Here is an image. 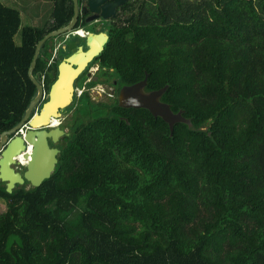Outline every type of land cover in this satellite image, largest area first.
I'll use <instances>...</instances> for the list:
<instances>
[{"label":"trees","instance_id":"1","mask_svg":"<svg viewBox=\"0 0 264 264\" xmlns=\"http://www.w3.org/2000/svg\"><path fill=\"white\" fill-rule=\"evenodd\" d=\"M52 3L18 46L20 12L0 1V135L37 95V43L73 18L74 0ZM106 26L92 63L116 75L115 100H78L40 186L0 182V264H264V0H128ZM56 38L33 71L46 91ZM146 76L145 91L167 86L161 101L189 122L171 132L119 105Z\"/></svg>","mask_w":264,"mask_h":264},{"label":"water","instance_id":"2","mask_svg":"<svg viewBox=\"0 0 264 264\" xmlns=\"http://www.w3.org/2000/svg\"><path fill=\"white\" fill-rule=\"evenodd\" d=\"M128 0H82V4H80V0H74V15L71 20V22L62 28H59L57 30H54L52 32L47 33L36 45V50L34 54V58L32 60L31 66L28 70V75L32 82L36 85L37 87V95L35 98L31 101L25 116L21 120L19 124L11 128L10 130L2 132L0 135V161L4 159V154L10 147L11 143L15 141L16 139H21L22 146H23V151H25L26 155L28 154L27 157H29V160L31 157L34 155L35 151H38V144H39V138L38 135H32V132H46L49 134L52 129L47 130L46 125L42 124L38 126V128H41L40 130L37 129L36 126L33 125V120L35 119L36 116H41V114L45 111L47 105H49L52 100L54 99V95H58L56 101L54 102L53 100V106L55 108L56 113H60L61 110L71 106L74 102V97H75V87H74V81L81 76L82 72L87 68V66L97 57L100 55L102 52L103 48L109 41V34L108 31L105 30L103 33L104 35V43L100 46V50L94 55L85 65V67L82 69V71L74 78L72 79L73 74L75 71L80 67V63H75L73 66L69 63L70 59L77 54L78 52H81L83 54V61L88 59V53L92 50V46L90 45V38L88 35L84 36L83 38L86 41V47L87 49H84L83 44H80L76 51L70 52L69 57L63 58L60 62L53 60L52 61V67L54 70L57 72V77L55 78L54 82L51 84L50 89L47 93V100H45L42 104L41 109L37 112L34 111L36 106L41 102V100L45 99V90H44V85L42 82H40L34 75L33 71L37 63V59L40 53V50L44 43L49 40L50 38L53 37H61L63 35H68L72 33L78 24L79 17L86 15L90 13L89 16L85 18V25H103L104 22L108 21H113L117 17V11L119 7L123 6ZM103 22H99V21ZM86 31V30H83ZM89 33H92L90 31H87ZM97 31H93L92 34L96 35ZM99 34V35H101ZM81 37V36H79ZM63 50L67 51L66 45L63 46ZM90 55V54H89ZM65 65L69 69V75L67 77H64L63 74V68L62 65ZM72 74V75H71ZM147 77L144 78L142 81L137 82L133 85H125L123 86L118 94V103L121 107L124 108H146L148 109L155 117L160 116L163 118L170 126L171 132L174 130V125L177 122L180 121H187L183 116L182 112L179 113H174L170 106L164 102L161 101V97L164 94V92L167 89V86L159 89V90H154L151 92H146L145 87L147 85ZM62 81V82H61ZM117 83V81H115ZM68 86V87H67ZM68 88V93L65 94ZM66 90V91H65ZM68 97L70 99V102L66 106H59L58 107V100L63 99L62 97ZM30 127L27 128L23 133L20 134V131L23 129V127ZM60 132H63L61 136L64 135H69L66 133L63 129L59 128ZM9 136L10 139H9ZM33 139V145L31 146V142L29 139ZM50 136H47L45 138L46 141V148L48 149V152L54 151L55 153H52L53 157V164L48 163L47 166L45 167L44 170V176L39 177L40 182L37 185H34L33 181L28 178L27 173L31 170L30 163L27 161L25 164L26 170L24 171L23 174L20 172H14V165L15 163H12L11 166L9 167L10 171H13L14 175H19L20 176V181H17L15 183L14 188L17 185H23L25 183V180H27L30 183V186L32 187H37L40 186L43 181L47 178H50L52 173L56 169V165L59 162L58 155L60 154L61 150L56 147H51L48 143V138ZM52 139L55 141V139L52 137ZM35 142V143H34ZM37 143V144H36ZM37 155L39 153L37 152ZM1 169L2 166L0 165V175H1ZM0 182H5L6 183V189L8 192H12L14 188H10L11 181L10 180H5L3 178H0Z\"/></svg>","mask_w":264,"mask_h":264},{"label":"flooded vegetation","instance_id":"3","mask_svg":"<svg viewBox=\"0 0 264 264\" xmlns=\"http://www.w3.org/2000/svg\"><path fill=\"white\" fill-rule=\"evenodd\" d=\"M80 4H82V0L80 2ZM90 13L86 14V15H83L84 16V21H85V18L87 16H89ZM99 22H103V21H99ZM107 22H104V24L102 25V27H104V29L102 30H99L97 31L96 35L92 34L94 30H90V32L92 33H89L87 31H82V34L84 36L88 35L89 38H90V45L92 46V50L88 53V59L84 60V57H83V54L81 52H78L77 54H79L81 56V60L80 62L83 64V67H85V65L87 64V62L94 56L96 55V53L100 50V46L98 43H97V38L98 36H100L99 34L103 33L105 30L108 31V34H109V26H106ZM98 25H100V23H98ZM91 25H87V26H82L80 28H83L85 30L86 27H89ZM67 35V34H66ZM66 35H64V37L59 41L57 42V45L60 44V47L59 49H63V46L66 45V49L68 50L70 48V46H72L73 43H76V47H75V50L78 48V46L80 44H83L85 45L84 46V49L86 50L87 47H86V41L83 37H79V35H73L71 34L67 40H65L66 38ZM73 39V41H71V39ZM70 42H72L71 44H69ZM72 51V52H74ZM71 52V53H72ZM90 54V55H89ZM60 55V52L58 54V56ZM69 57V55L67 56ZM66 57V58H67ZM58 58V57H57ZM65 58V57H64ZM55 60H58V59H55ZM60 60H58V62H60ZM75 60H73L74 62ZM56 72V71H55ZM55 78L57 77V72L55 73ZM82 75H86V78L83 80V83L86 82L85 86H84V91L82 93L81 96H89L90 99L95 102V103H98L100 101H96V99H94L92 96H91V93H93V89H100L101 92H105V87H101L100 88H97V85L101 84V83H104V84H110V81L107 80V77L105 76V73L101 70V67L99 64H93L92 62L87 66V68L82 72L81 76ZM79 76L75 81H74V87H75V92L77 91L76 88L78 87L77 85V82H78V79L81 77ZM106 77V78H105ZM83 86V84H82ZM81 86V87H82ZM110 87H112V90H111V93L114 94V97L116 96V93H117V88H118V83H115L114 81V85L112 86L110 84ZM44 90H45V99L41 100V102L36 106L35 110L34 111H39L42 107V104L45 100H47V93L49 90L46 91L45 89V86H44ZM76 95V93H75ZM76 96L74 97V105H77L78 103H76ZM57 99V98H56ZM56 100H54L55 102ZM70 102V99L68 97H65L63 102L59 105V106H66L68 105ZM78 102V101H77ZM54 104L50 103L49 105H47L46 109H45V113L41 116H36L35 119L33 120V125L37 127L38 130H40L41 128H38V126L44 124L46 125V128L47 130L49 129H52V133H53V136L55 137V141H58L57 142H54V140L52 139L51 135L50 134H47L46 132H39L40 134H38V132H32V135H37L38 136H41L43 135L45 138H47V136H50L48 138V143L51 147H54L55 144H58L57 146L59 147V149H61V144L63 142V139L64 137L68 136V135H64V136H61L63 134V132H60L59 131V128L63 129L65 132L68 128V122H71V120L68 119L69 117V111H70V106L61 110V112L58 114L56 113L55 111V108L53 106ZM58 106V107H59ZM76 107V106H75ZM27 128H30L28 126L26 127H23V131H25ZM68 133L69 135L71 134V131L68 130ZM21 134V133H20ZM11 136H9V139H10ZM33 144V140L31 142V145ZM40 148H43L44 145L42 143H40ZM50 155H51V152H47L46 156H45V162L48 161L50 159ZM26 160H28V162L30 161V163L33 165V164H36L35 161H31L29 160V158L26 156V155H23L22 157L17 156L16 158L14 159H11L9 162L10 164L12 163H15L14 165V172H20L21 174L24 173V171L26 170V167H25V164L26 163ZM45 162L42 164L43 167H37V168H33V171L35 173V175H37L38 171H43L46 167ZM15 177H17L18 175H13ZM14 179V177L12 178ZM3 184L6 186V183L3 182ZM23 185H26V186H30V183L25 180V183ZM19 186V185H17ZM16 186V187H17ZM15 187V188H16Z\"/></svg>","mask_w":264,"mask_h":264},{"label":"rangeland","instance_id":"4","mask_svg":"<svg viewBox=\"0 0 264 264\" xmlns=\"http://www.w3.org/2000/svg\"><path fill=\"white\" fill-rule=\"evenodd\" d=\"M4 5L17 9L20 12L21 16V25L19 27V30L15 34L14 41L15 44L20 46L22 44V30L26 26H32V27H45L50 21H51V14H52V9H53V3L52 0H0ZM103 30L104 27L102 25H91L89 27H86V31L94 30V31H99ZM62 37V36H61ZM61 37H58L54 40V42H59L61 40ZM64 37V35H63ZM74 38L71 39L73 41ZM104 35L101 34L97 38V43L99 45H102L104 43ZM70 42L69 44H71ZM76 47V43H73L72 46L67 51L60 52L58 60H60L63 56L67 57L70 52L74 51ZM109 77L110 82L117 81L116 80V75L113 72H108L106 73ZM86 78V75H82L77 82V86L81 87L83 84V80ZM106 78V77H105ZM118 83V81H117ZM111 84V83H110ZM110 84H104L101 83L97 85V88L105 87V92H101L100 89H93V93H91V96L96 99V101H100L102 103H108L111 104L114 102L115 97H111L109 94H111L112 87H110ZM78 95V92H77ZM82 97V96H81ZM80 97V98H81ZM79 98V99H80ZM83 99H86V96L82 97ZM77 100V98H75ZM77 103V101H76ZM73 105V104H72ZM71 105V106H72ZM70 106V111H69V117L68 119L72 121L76 120L78 117H80L76 113V105H73L72 107ZM38 112V111H37ZM71 131L70 127V122H68V128L66 132ZM32 134V133H31ZM38 134H40L38 132ZM58 144H55L54 147L59 148L57 146ZM26 155V153H24ZM29 188L30 186H26ZM15 189V188H14ZM13 189V190H14ZM6 209V202L4 199L0 198V214L4 213Z\"/></svg>","mask_w":264,"mask_h":264},{"label":"bare ground","instance_id":"5","mask_svg":"<svg viewBox=\"0 0 264 264\" xmlns=\"http://www.w3.org/2000/svg\"><path fill=\"white\" fill-rule=\"evenodd\" d=\"M73 60H75L73 62ZM80 60H81V56L79 54H75L69 61V63L71 64V66H73L75 63H80ZM69 67V66H68ZM68 67H66L64 64L62 65V68H63V74H64V77H67L70 73H69V69ZM83 64L81 63L80 67L75 71V73L73 74L72 76V79H74L83 69ZM72 75V74H71ZM62 82V81H61ZM68 87V86H67ZM66 91V90H65ZM68 93V88H67V91L65 92V94ZM58 97V95H54V99L53 100H56V98ZM66 97V95H65ZM64 95H63V99L61 100H58V106L63 102L64 100ZM53 100H52V104H53ZM46 112V111H45ZM45 112H43L41 115H43ZM51 135V137H53L55 139V137L53 136V133L52 131L49 133ZM38 135V134H37ZM40 137L39 138V144H38V151H35L34 155L31 157V161H35L36 164H31L30 161V166H31V170L27 173V176L29 179H31L34 183V185H37L39 184L40 182V176L42 178V176H44V171H38L37 175H35L34 171H33V168H37V167H43V163L45 162V156L48 152V149L46 148V141H45V137L43 135L41 136H38ZM29 139V137H28ZM33 139H29L30 142H32ZM35 143V142H34ZM40 143H42L44 145L43 148H40ZM37 144V143H36ZM33 145V144H32ZM31 145V146H32ZM23 146H22V142H21V139H16L15 141H13L10 145V147L8 148V150L5 152L4 154V159L2 161H0V165L2 166V169H1V175H0V178H3L5 180H10L12 181L13 177L15 179H17V177L13 176L14 172L13 171H10L9 170V167L11 166L10 164V160L11 159H14L16 158L17 156L20 155V157H22L25 153V151H23ZM37 152L39 153V155H37ZM52 153H55L54 151H51ZM28 156V154L26 155ZM29 158V157H28ZM28 160H26L27 162ZM52 161H53V157L51 156V158L45 162L44 165L47 166L48 163L52 164ZM54 163V161H53ZM19 179H20V176H19Z\"/></svg>","mask_w":264,"mask_h":264},{"label":"built area","instance_id":"6","mask_svg":"<svg viewBox=\"0 0 264 264\" xmlns=\"http://www.w3.org/2000/svg\"><path fill=\"white\" fill-rule=\"evenodd\" d=\"M84 29L83 28H78V29H75L72 33H70V34H68V35H66V38H65V40H67L68 39V37L71 35V34H73V35H79V36H81V37H84V35L82 34V31H83ZM59 47H60V44H58L57 46H56V49H55V52H53V59H52V61L55 59V57H57V50L59 49ZM52 61H51V63H52ZM85 84H86V82H84L83 83V86L82 87H77L76 88V98H77V100L76 101H78L79 100V98L81 97V95H82V93H83V91H84V86H85ZM77 92H78V95H77ZM111 97H114V94L113 93H111V94H109ZM24 131H23V129L20 131V133H23Z\"/></svg>","mask_w":264,"mask_h":264},{"label":"crops","instance_id":"7","mask_svg":"<svg viewBox=\"0 0 264 264\" xmlns=\"http://www.w3.org/2000/svg\"><path fill=\"white\" fill-rule=\"evenodd\" d=\"M55 49H56V47H55ZM55 49H54L53 52H55ZM63 51H64V50H63ZM59 52H60V49L57 50V57H58V58H59V56H58ZM57 57H55V59H58ZM55 59H54V60H55ZM56 61H58V60H56Z\"/></svg>","mask_w":264,"mask_h":264}]
</instances>
